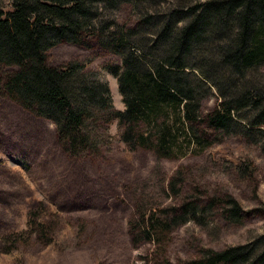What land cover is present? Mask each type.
Segmentation results:
<instances>
[{
  "label": "trees",
  "instance_id": "trees-1",
  "mask_svg": "<svg viewBox=\"0 0 264 264\" xmlns=\"http://www.w3.org/2000/svg\"><path fill=\"white\" fill-rule=\"evenodd\" d=\"M5 2L0 97L50 121L67 154H98L111 122L129 150L145 149L160 158L201 154L214 143L207 131L264 154V0ZM123 5L138 16L133 26L115 19ZM61 43L96 44L119 58L120 64L106 69L116 78L122 110L114 108L107 81L88 62L49 64L47 51ZM212 90L218 101L203 113ZM230 164L251 175L249 157ZM181 173L178 169L168 182L175 196ZM201 192L197 187L196 195L142 210L131 220L132 244L156 246V257L143 264H172L160 235L185 223L207 226L216 211L225 222L241 223L244 210L233 196ZM183 264H264V232L246 243L202 249Z\"/></svg>",
  "mask_w": 264,
  "mask_h": 264
},
{
  "label": "rangeland",
  "instance_id": "rangeland-1",
  "mask_svg": "<svg viewBox=\"0 0 264 264\" xmlns=\"http://www.w3.org/2000/svg\"><path fill=\"white\" fill-rule=\"evenodd\" d=\"M0 4L7 5L5 0ZM115 19L130 27L138 16L123 5ZM47 58L55 67L88 62L107 81L114 108H124L116 78L106 69L120 64L116 55L96 44L61 43L47 51ZM217 101L212 90L202 103L203 113ZM118 129L116 122L109 124L108 142L98 154L69 155L50 121L0 97V264H143L156 257V246L132 244L131 220L142 210L196 195L197 187L202 195L233 196L244 218L229 223L216 211L207 226L190 221L161 234L172 264L192 260L202 249L246 243L264 232V154L258 149L207 131L214 143L201 154L160 158L145 149L129 150ZM240 157L251 160V175L231 167L230 161ZM178 169L180 194L175 196L168 182Z\"/></svg>",
  "mask_w": 264,
  "mask_h": 264
}]
</instances>
